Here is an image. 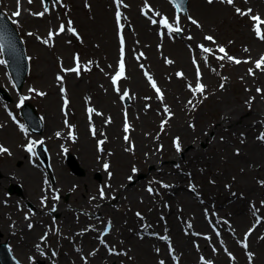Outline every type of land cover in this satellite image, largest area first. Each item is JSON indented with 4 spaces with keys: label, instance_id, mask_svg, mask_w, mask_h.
<instances>
[{
    "label": "rangeland",
    "instance_id": "rangeland-1",
    "mask_svg": "<svg viewBox=\"0 0 264 264\" xmlns=\"http://www.w3.org/2000/svg\"><path fill=\"white\" fill-rule=\"evenodd\" d=\"M32 1L35 2L33 5H28L25 2L24 6L22 1L19 8L22 11L21 15L17 20L14 17L16 22H18L16 27L19 34L27 39L26 49L30 56V69L22 89L17 90L13 86L6 68L0 64V85L6 87L12 97L9 103L0 98V145L8 148L10 152V154H0V177H2V170L7 164L14 167V170L9 172L8 175L10 178L15 177L13 183H9L6 187L0 186V216L3 217L4 225L8 226L10 236H12L10 239L0 236V241L10 242L13 248L12 251L18 258L19 264H42L41 260H45L47 264H58L62 262L64 257L68 259L69 264H91V258L97 257L98 245L95 244L94 240L95 238L97 240L98 235L103 234L106 225L109 224L115 243L110 241L112 248L106 246L105 250L113 253L114 257H103L100 260V264H158V258H163V256L157 255L159 249L163 250L164 254L167 253L168 256L171 253V250L166 249L164 240L160 242L161 248L156 243V241H160V238L156 241L151 240V242H148L153 258L151 262L144 261L140 258H144L147 255L135 245L134 240L126 239L123 234L124 232L127 236L134 238L139 236V233L135 231L137 225L128 224L122 215L119 220L114 215L117 212L123 213L127 209L130 212L133 210L141 211L142 197L140 199L136 198L135 204L127 206L122 204V201L123 203L126 202L129 194L124 192V190L128 186L134 187V181H142L148 170L155 166V164H148L144 169L145 175L144 172L137 170L131 177V171L128 172V168L129 166H136L137 163H132L135 165L129 164L126 172L125 170L122 172L120 180L122 178L123 180L118 183L121 194L116 193L115 188L117 186H113L112 180L119 162L114 156L115 149L112 147L113 145L109 144L110 136L107 133V128L111 120L114 119L111 110L117 109L116 103L120 102L121 95L118 94L117 90L126 89L127 91L128 88L131 89L132 94H130V97L134 98V104L129 106L126 103V107L121 106V103L118 104V114H120V109L127 111L133 124L138 119H143L145 121L144 124L132 127L137 128L136 131H139L143 137L151 138L152 146L156 148L157 152L159 147L173 144V139L170 138L171 135L161 138L165 133L164 130L170 126L169 115H171L172 109L175 108L173 102L177 104L176 106L186 116L184 122L185 124L189 123V128L194 129L199 125H204L207 134L210 135L208 128L216 126L217 123L213 116V113L218 110V108H214L215 103H218V106L223 105L222 103L226 97L224 103L250 99L252 96H259L261 101L264 98V66L261 69L255 67V62L264 57V39L257 38L255 36V28L250 25L253 22V15L259 14L260 17L264 18V0H233L232 4L227 3V0H212L211 3H209V0H198L202 6L209 9L208 15L198 13L194 7L195 0H189L188 10L181 15L186 18L188 26L193 28L194 33L191 41L185 44L181 40H183V37H190V32L184 33L181 30L180 33L170 34L172 37H167V39L159 36L157 27H149L152 33L148 32L149 29H146L148 26L147 20L142 17V11L146 9L149 12L148 15L153 17L157 16L160 18L163 16V11L160 12L158 10L160 8L152 6L153 0H125L129 4L128 6H131L125 14L127 16L129 13L127 16L129 21H121L118 26H123V33L125 40H127V54L125 59L123 58L126 63V69L123 78L119 80V83L116 82L115 84H113L111 77L114 75L115 67L120 62L121 57H118L116 50V29L113 19V6L110 0H60V5H51L45 15L38 18H34L30 11L32 13L41 12L40 0ZM134 1L135 7L132 10ZM163 2L167 5L165 0ZM255 2L260 3L255 5ZM16 5L17 2L15 0H0V8L9 16H13V10ZM237 8L241 9V13L247 14L238 13L236 11ZM249 9H251L250 13H248ZM170 11L172 13L171 6ZM98 12L102 13L104 18L101 17L100 20H97ZM131 12L135 18H138L137 20H134ZM156 12L160 13L156 14ZM193 20L196 23H193ZM69 21L72 22L71 27H76L80 31L83 36V42H78L70 35H63V33L49 38L48 34L50 31L54 33L61 24L68 25ZM181 23L184 28V22L181 21ZM142 29H145L150 35L144 36L141 32ZM31 32L33 35L28 34ZM207 36H212L213 40H207ZM45 40L48 43H44ZM198 42H200V45L208 46L212 49L211 53L216 55L211 58L204 56L199 59V67L200 69L202 67L204 76L207 79V81H204L206 90L195 97L194 102L191 103L189 102L191 97L187 98L188 93L183 86L184 81L188 80L193 83L195 80L193 76L194 67L192 70L190 63L192 56L190 57L187 45L190 44L195 47ZM176 43L182 46L184 61L189 66V75L191 76L186 74L182 63L183 56L176 47ZM219 47H224L227 55L242 62L237 64L227 58L218 59V57L224 55V53L219 52ZM73 50H78L83 60L90 67V70L81 77L76 76L75 72L65 71L71 65V53ZM135 54H138L140 58L138 63L135 62ZM205 58H207V62H205ZM250 62L253 66L251 75L246 73L249 72L246 66ZM142 70L149 73L156 85H159L161 90L159 99L164 106L166 105L167 111L160 108V102L159 104H154L152 99H148L150 98L148 93L150 91L147 87L152 92L153 89L149 86L146 78L142 76ZM58 76L63 77V79L59 80ZM137 77H140L143 87L137 85L138 89L134 90L132 84ZM180 77L184 79H180ZM88 81L90 82L89 87L87 85ZM175 82L183 88V95L176 92ZM258 88L262 91L257 92ZM40 93H44V95H40ZM75 95L79 96L77 97L78 103H76L78 100L74 98ZM23 96H29L28 102L35 106L41 116L43 129L40 133L29 132L26 130L22 118L18 117L19 123H16L5 113L4 105L10 107V112L14 111L16 113V102L24 99ZM65 99L68 101L67 106L60 108ZM188 103L196 105L190 106ZM90 106L92 107L91 109L94 108L95 110V115L94 117L92 116L93 119L91 121L85 118L86 114L89 113L88 109H90ZM110 106L114 108L110 109ZM65 108H67V112H70L69 115L61 114V110ZM261 108H264V106H261ZM260 113L262 115L261 111ZM71 114L74 116L80 114L85 123L78 125ZM63 117H69L65 124L61 120ZM56 118H58L57 121L55 120ZM36 119L38 120V118ZM118 121V138L122 139L128 134L121 131V119L119 118ZM21 125H23V128H21ZM93 127L95 128V135L91 132ZM134 128L132 129L134 130ZM82 131L92 134L91 144L95 152L91 157V161L96 164L97 171L101 172V180L103 182L96 183L100 178L98 172L96 170H86L83 165L85 159H81V145L78 142L80 136H82ZM255 131L256 133L258 132L259 136L264 134V122H259ZM52 134H55L54 137ZM233 135L232 133L230 136ZM88 136L90 135L88 134ZM222 137H226V135L223 134L221 136L219 133L218 138ZM99 141H104V143L99 145ZM40 142L49 153L48 169L43 162L42 167L40 166V159L33 152L36 143ZM29 144L32 145L31 153L27 150ZM156 144L158 145L155 146ZM97 145L101 146L103 151H100ZM205 145L204 140H200L198 146L206 148ZM194 146L196 145L192 143L189 146H184L183 151ZM262 147L264 151V145ZM126 148V144H123V149ZM240 148L241 144L237 140L227 150H221V156H218V160H215L212 164L193 161L195 166L190 167L187 165L188 168L186 170V173L191 174V176H187V179L184 178L180 183L181 187L187 186V189L197 196L193 199L197 204L202 201L203 194L207 203L200 205V209L209 208L210 203L216 206L214 205L215 201L211 200L216 190V196L217 193L222 192L228 195L229 198L226 200L225 205L236 201L232 198L233 195L246 194L247 199L243 203L242 211L227 209L237 228L231 226L229 230L222 231V239L230 249L234 248L230 245V241H232L240 249L239 256L243 257L242 245H240L241 243L237 245L233 237L234 234H241L244 231L253 229V213L256 212L261 217L260 224L254 228L251 237V233L248 235L247 240L250 237V241L245 239L248 246L246 251L253 254L252 258L255 260L253 264H264V248L260 249V246L264 243V203H262L264 202V193L254 195L255 192H253L249 194L242 187L246 182V176L242 175L245 172L242 171L243 167L239 165L238 158L234 154V150ZM160 153L158 152V154ZM131 154L136 155V152L132 150ZM166 155L169 158V153L159 155L161 162H163L162 159L164 157L166 158ZM228 155L235 157L236 160L230 159L231 157ZM204 158L208 159L210 157L204 156ZM29 159L37 162L31 164L28 161ZM173 162L171 159L166 158L164 165L167 171L173 168V171H170V176L172 174L175 175L177 172L174 171L173 164L175 162ZM181 162L182 159L179 160V164ZM105 163L109 165L108 169L104 168ZM23 167H28L31 171L32 169L37 170L34 181L31 179L32 177H28L29 182L25 184L16 177V174H23L20 171ZM15 170L18 172L16 173ZM62 174H68L72 178L62 184L63 179H60ZM88 174L89 178L84 180L83 183L81 181L78 182L77 178L84 179ZM262 174L264 176L263 172ZM262 174L251 171L248 178L258 186V179ZM147 178L153 180L152 177ZM104 180L108 183L105 184ZM32 183H35L36 188L29 189V191L27 189L29 198L25 197L26 199H24L22 195L25 196V187L31 186ZM138 186H140L138 188L149 195L161 191L158 189L155 191V189L151 188L152 191L150 192L149 185H146V188L143 187V184ZM101 189L104 190V195L100 197V201L97 204L91 199H94L97 191ZM81 190L83 193L80 194ZM33 198L35 201L31 200ZM166 204H168L167 201L164 202V206ZM259 205L261 206L258 207ZM54 206H56L55 213ZM34 207L39 210L33 212ZM98 210L100 214L95 213L96 219L89 215L90 211L97 212ZM10 211L17 212L19 214L18 217L25 215V218L22 219L23 222L19 223L16 218H12L9 214ZM239 214H241L239 218H242L243 214L247 216L246 220H240L241 225L236 223V215L238 217ZM99 215L100 217H98ZM26 216L28 219L32 216L39 218L40 221L35 222L34 219L29 221V225H32L30 229L35 237L29 240L32 245L21 249V245L26 239V235L22 231L27 222ZM35 225L38 226L37 229H34ZM164 228L165 226L160 229L164 230ZM82 236L85 238H82ZM80 238H82L83 244L80 242ZM145 238L139 237L136 239L141 241L140 244H144L145 242L142 241L148 239ZM198 239L196 237L189 238L190 246L193 247L192 243L199 244ZM243 240L240 239V241ZM40 243L41 247L37 248L36 246ZM16 246H19L18 249L22 252L20 255H18ZM168 247L173 248L171 245ZM110 249L113 251L110 252ZM230 249L223 251V253L232 254ZM176 252L178 253L179 251L176 250ZM194 262H197V260Z\"/></svg>",
    "mask_w": 264,
    "mask_h": 264
},
{
    "label": "bare ground",
    "instance_id": "bare-ground-1",
    "mask_svg": "<svg viewBox=\"0 0 264 264\" xmlns=\"http://www.w3.org/2000/svg\"><path fill=\"white\" fill-rule=\"evenodd\" d=\"M153 3H154V6H157L161 10H165L167 7L166 4L163 2V0H153ZM259 3L260 2H255L254 4L259 5ZM134 7H135V1H134V6L132 7V10L134 9ZM194 7L198 13H202L203 15L209 14V9L202 6V4H200L198 0L194 1ZM131 14L134 17V20L138 19V18H135L132 12ZM101 17L104 18V15L98 12L97 20H100ZM141 20H143V18H141ZM189 27L191 29V26ZM146 29H149L148 32L152 33V30L151 28H149V26H147ZM141 32L143 33L144 36L150 35L149 33L146 32L145 29H142ZM190 32L194 33V30H191ZM176 44H177L176 47L180 50L183 56L182 63L184 65V69L186 70V74L187 76H190L189 66L187 62L184 61V51L182 49V46L179 43H176ZM136 60L138 59L136 58ZM252 67L253 66L251 62L249 63L248 66H246L247 70L249 69L252 70ZM246 73H249V72H246ZM87 85L88 87L90 86L89 81ZM137 85H140L143 87L140 77H137L136 80L133 81L132 88L134 90H137L138 89ZM175 85L177 87L176 92L179 93L180 95H183L184 94L183 88L177 82H175ZM77 97L79 96L78 95L74 96L76 100H78ZM263 100L264 98L261 101V98L259 96H252L250 97V99L248 98L245 100L240 99L233 103L223 102L222 103L223 105H220V106H218V103H215L214 108H218L219 111L217 110L216 112L213 113L214 114L213 116L217 123H216V126L208 128L210 135L207 134V131L204 128V125L203 126L199 125L197 128L195 127L194 129L189 128V123L185 124L184 122V119L186 118V116L183 114L182 110L176 106L177 104L173 102V106L176 109L173 108L174 112L172 109L170 122H169L170 126L164 130L165 133L161 136L162 138V137L171 135L170 138L173 139V144H171V146L166 145V146H161V148L159 147L158 152H161L160 154H158L156 148L152 146L151 138L143 137L139 131H136L137 128L132 127V126L138 127L142 123L144 124L145 121L143 119H138L137 121L134 122L133 125H130L129 121H127L128 123L124 124V128L121 131L128 134L127 135L128 140H125V138H122V139L118 138V133H119L118 119L119 118L121 119L122 116L118 114V110H117L118 104L116 103L117 109L115 108L111 110L113 112L112 115L114 119L111 120V123L108 124V128H107V133L110 136L109 144L111 146L113 145L112 147L115 149L114 156H116V160L119 162V166L116 168V171L114 173L113 180H112L113 186L114 185L117 186V187L115 186L116 193L117 194L120 193L118 183H120V181L123 180V178L120 180V178L122 177V172L124 170L126 172L129 164L137 163L136 166H129L128 168V172L131 171L130 172L131 177H133V174H135L137 170H140V172H144V169L148 166V164H155V166L157 165L156 167L154 166V168L148 170L146 175L144 172V175H145L143 179L144 182H142L143 180L139 182L134 181V184H135L134 187L133 186L129 187L127 185L128 187H126V189L124 190V192H127L129 194L127 195L126 202L123 203L122 201V204H124L125 206L135 204V199L136 198L140 199L142 197V202L140 204L142 208L141 211L133 210L130 212L127 209L123 213L117 212V214L116 213L114 214L118 220L122 215V217H124L123 219H125L128 224L137 225L135 231L139 233V236H136L134 238L132 236H127L124 232L123 234L125 235L126 239L134 240L135 245H137L140 248V250L143 251L144 254L147 255L146 257L140 258V259L144 261L146 260L147 262H151L153 258V254L150 251L148 242H151V240L156 241L159 237L164 236V237H167V239H160V241H156L159 247H160V242H162L163 240H164V243L166 244L169 243V245L174 243V246L176 247L175 249L182 251V256L179 255L180 257L178 258V262H180L182 258V262L184 264H196V262L194 261L198 259V257L195 256L197 251L190 246L189 240H188L189 238H192L193 235L189 233V231L187 230L191 229L194 232L202 230L203 232L207 233L204 239H200V245H202L203 242H206V243H211L213 245H217L221 247L220 245L221 238L218 236H215L214 234L208 231L207 221L211 220L222 230H226V229H229L231 226L229 212L227 211V209H230V210L238 209L239 211H242V206L244 205L243 203L247 199L246 194L242 193L236 196L233 195L232 198H234V201L235 200L236 201L225 205L226 200L229 198L228 195L222 192V193H217V196H216L217 190L214 192L215 195L212 196L211 200L215 201V204L219 208L220 215L223 216L224 218H219L218 216L210 213L209 208L204 207L200 209V205H204L207 203L206 200L204 199V202L197 204L193 200L197 196H195V194H193L191 190H188L186 186L181 187V183H180L182 180H184V178L187 179V176L189 177L191 176V174L186 173V170L188 168L187 165H189L190 167L195 166V163L193 161H200L206 164L208 163L212 164L213 162H215V160H218V156H221L220 155L221 150H227L231 144H235L236 141L238 140L239 144H241V148L238 150H234V154L238 158L237 160H238L239 165L243 167L242 171L245 172L242 175L246 176V182L243 184L242 187L246 189L247 193L249 194H252L253 192H255L254 195H259L261 193H264V187L262 188V186H264V183H262L264 182V178H263L264 176L262 174V172L264 173V151L262 147V145H264V140L259 139V137L257 136L258 132L256 133L255 131V128L259 124V122L260 123L264 122V116H262L260 113V111L263 112V108H261V106H264ZM78 102L79 100L76 103ZM157 102L158 101H155V104H157ZM109 108L111 109L114 107L110 106ZM73 117L78 125H81V123H85L84 119L81 118L80 114L76 116L73 115ZM96 119L98 120V118ZM55 120L57 121L58 118H56ZM126 124L128 125L127 132H125ZM132 128H134V130ZM219 133L221 136L223 134L226 135V137L218 138ZM232 133L234 135L230 136ZM52 135L54 137L55 134H52ZM91 140H92L91 136H88V133L82 131V136H80V140H78V142H80V145H81V150H80L82 152L81 159L83 158L85 159V162H83V165L86 170L87 169H89V171L96 170V172H98L96 164L91 161V157L93 156V153L95 152V150L92 148ZM200 140L202 141L204 140V143L206 144L205 145L206 148H201L198 146ZM160 142H163V141H160ZM177 142L179 143V150H177V147H176ZM191 143L196 145L197 147L194 146L188 150L183 151V147L189 146L191 145ZM123 144H126V147H127L126 149H123ZM157 145L158 144H156L155 146ZM132 150L136 152V155L131 154ZM164 153H169L170 154L169 158L167 155H166V158L171 159L172 161L175 162V163L173 162L174 163L173 167L175 169L174 171H177L175 175L173 174L171 176L169 175L170 171H173V168H171L168 171H167V168L165 170L164 165L166 162V158L164 157L162 159L163 162H161L160 157H159V155H162ZM204 156H207L210 158L205 159ZM228 156L231 157L230 159L236 160L235 157L230 156V155ZM180 159H182V162H181L182 164L181 163L179 164ZM135 164H132V165H135ZM8 165L9 164H7L3 168L2 170L3 175L2 177H0V186H3V187H6L11 182L13 183L14 181L13 179H15L14 176L10 178V176L8 175L9 172H12V170H14L13 166L11 165L8 166ZM133 168H135L136 171H133ZM15 171L16 173L18 172L17 170ZM20 171L23 174H16V177L19 178L21 182L27 184L29 182L28 177H32L31 179L33 181L35 180L37 170L32 169L31 171L30 168L23 167L21 168ZM251 171H254V172L256 171V173L262 174L258 179L259 187L254 182H251V179L248 178ZM98 175H100V178L96 181V183L103 182L101 180L102 178L101 172H98ZM147 177H152L153 180L151 179L149 180V178ZM70 178L72 177L68 174L67 175L62 174L60 177V179H63L62 184L65 182H68ZM87 178H89V174L84 179L77 178V180L78 182L81 181L83 183L84 180H86ZM103 179H104V176H103ZM104 183L107 184L108 182L107 181L105 182L104 180ZM139 184H143L144 188H146V185H149L150 188L155 189V191H157L158 189V190H161L162 192L161 191L154 192L152 195H149L148 193L138 188L140 187L138 186ZM32 188H36L35 183H32L31 186H27V188L25 187V190H26V193L24 191L25 196L22 195L24 199L28 197L27 189L29 191V189H32ZM63 189H65V187H63ZM160 192H161V197H160ZM81 193H83L82 190L80 191V194ZM100 197H101V190H98L95 198L94 199L92 198L91 200H93V202L98 204V202L100 201L99 200ZM31 200L35 201L34 198ZM166 201L168 202V204L164 206V202ZM0 209H1V206H0ZM95 213L100 214L98 210L97 212L90 211L89 215L94 216ZM9 214L12 216V218L14 219L16 218L17 221H19V223L23 222L22 217H18L19 214H17V212L10 211ZM240 216L241 214H239L238 217L236 215V223L238 225H241V221L239 219ZM246 217H247L246 215L244 214L242 215V218L244 220H246ZM2 218L3 217L0 216V235L2 238L10 239L12 238V236H10L9 228L8 226L4 225L5 223ZM30 219H34L35 222L40 221V219L36 217H32ZM163 226H165V228L164 230H161L160 228ZM28 228H29V224H27L26 222L25 226L22 229V231L26 235V239H24L21 245L22 247L21 249H23L24 247H28L29 245H32V243L29 240H32L35 237L33 235V231H31V229H28ZM37 228L38 226L35 225L34 229H37ZM184 231L188 232L187 236L183 235ZM112 235H113V232L111 231V228H110L109 232L104 235L105 237L103 238V240L98 241L95 238L94 240L95 244L98 245L97 257L91 258V264H100V260L103 257H108V256L112 258L114 257L113 253H109L105 250V245H107L108 248H112V246L110 245L111 244L110 241L112 243H115V239L112 237ZM139 237H146L148 239L142 241V242H145L144 244H140L141 241H138L136 239ZM242 237H243V234H236L234 235L233 239L235 240V243L237 244V242L240 239H242ZM82 238H85V237L82 236ZM82 238H80V242L83 244L84 242L81 240ZM230 245L234 247L233 253L237 257V264H243L242 263L243 257L239 256L240 249L232 241H230ZM19 246L18 247L16 246L18 250V255L22 253L21 250L18 249ZM36 247L37 248L41 247V243ZM262 248H264V243L260 246V249ZM160 251L161 249H159V252ZM206 255L208 257H211L217 260L220 264L227 263V259L222 253H217V252L214 253L213 250H210V252H208L206 250ZM162 261L164 262V264H169L170 261L173 262V259L170 258L167 254H165ZM41 263L47 264L45 260H41ZM58 264H69V262H68V259L64 257L62 259V262Z\"/></svg>",
    "mask_w": 264,
    "mask_h": 264
},
{
    "label": "snow or ice",
    "instance_id": "snow-or-ice-1",
    "mask_svg": "<svg viewBox=\"0 0 264 264\" xmlns=\"http://www.w3.org/2000/svg\"><path fill=\"white\" fill-rule=\"evenodd\" d=\"M17 2H18V10H17L16 12L13 13V16H16V17H18V16L21 14V12H20V10H19V0H17ZM31 2H32V0H29V3H31ZM120 2H121V0H117V3H118V4H119ZM211 2H212V0H209V3H211ZM227 3L232 4V3H233V0H227ZM177 7H179V4L177 5ZM47 11H48V9L45 8L44 11H42V12H38V13H35V15H38V16H41V17H42V16L45 15V13H46ZM236 11H237L238 13H241V9H239V8H237ZM250 12H251V9L248 10V13H250ZM241 14H247V13H241ZM116 15H117V20H118V22H119V19H120L121 13L118 11V12L116 13ZM189 18H190V17H189ZM190 19H191V18H190ZM252 19H253V21H256V22H257V24H256V26H255V31L257 32V35L260 36L261 39H264V34L261 33V28H260V24H261V23H264V21H261V18H260L259 16H252ZM153 22L155 23V21H153ZM160 23L163 24V25H165V26H167V27H169V29H171V25H169V22H168V19H167V18H164L163 20H161ZM193 23H196V21L193 20ZM71 24H72V22L69 21V22H68V29H67V30H68V31H71V32H73V33H75V29L71 27ZM121 27H123V26L121 25ZM64 31H65V25H64V24H61V25L59 26V29H58V32H57V33H53V32L50 31L49 34H48V36H49V38H51L54 34H59V32H64ZM29 35H31V34H29ZM206 39L209 40V41H212V40H213V37H212V36H207ZM44 43H48V41L45 40ZM123 43H124V41H123V37H121V60H120V62H119V71H118V72L116 73V75L112 78V80H113V84H115V83H116V82H117V81H118V80L124 75L125 65H124V60H123V51H124V50H123ZM199 47L202 49V51H203L204 53H210V52L212 51V49H210V48H206V47H204L203 45H200ZM3 48H4V45H3L2 43H0V52L3 51ZM218 50H219L220 53H224V55L218 57V59L223 60V59L227 58L228 60H232V61H234V62L237 63V64H239V63L242 62V61H240V60H238V59H235V58L232 57V56L227 55L226 50H225L224 47H219ZM141 55H142V54H141ZM76 60H77L76 67H75V68H72V69H65V71H72V72L79 73V71H80V67H81L80 64H79V58L77 57ZM205 62H207V58H205ZM245 62H246V61H245ZM0 63H4V61H3V60H0ZM262 66H264V57H261L260 60H257V61L255 62V67H256L257 69H261ZM249 73L252 74V70H251V69H249ZM179 75H182V74H179ZM197 76L199 77V70L197 71ZM57 78H58L59 80H62V79H63V77H59V76H58ZM149 79L151 80V77H149ZM152 86H153L154 88H156V84H155L154 81L152 82ZM221 87H223V85H221ZM204 90H205V86H204L203 84H201V83H197L196 88H195V91H196V92L203 93ZM33 91H34V90H33ZM62 91H64V90L62 89ZM156 91L159 93V92H160L159 88H156ZM261 91H262L261 89H259V88L257 89V92H261ZM40 95H44V93H40ZM125 95H127V92H125ZM22 102H23V100L21 101V103H22ZM64 103H65V106H67V104H68L67 99H65ZM165 110L167 111V109H165ZM88 111H89V113L91 114V113H92L93 111H95V110L90 108V109H88ZM162 127H163V123H162ZM21 128H23V125H21ZM92 131H93V135H95V128H94V127L92 128ZM127 131H128V125L126 124V125H125V132H127ZM57 135H59V133H57ZM259 139L264 140V134H262V135L259 137ZM125 140H128V137H127V136H125ZM103 143H104V141H99V142H98L99 145H102ZM176 147H177V150H179V143H178V142L176 143ZM27 150H28L29 152L32 151V145H31V144H29V145L27 146ZM100 151H103L102 147L100 148ZM3 153H9V154H10L8 148L4 147L3 145H0V154H3ZM104 168H105V169H108V168H109V165H108L107 163H105V164H104ZM133 171H136V169L133 168ZM109 175H111V173H109ZM129 179H131V177H129ZM262 183H264V182H262ZM149 191L151 192L152 189L149 188ZM103 195H104V193H103V189H101V196L103 197ZM262 203H264V202H262ZM138 215H139V214H138ZM29 227H32V225H29ZM250 233H251V230H249V233L246 234V237H247V235H249ZM42 239H43V238H42ZM162 239H167V237H162ZM244 247L247 248V243L244 244ZM111 251H113V250L110 249V252H111ZM53 255H55V253H53ZM252 255H253V254H252L251 252L248 253L249 259H251ZM160 264H164V262L161 261ZM209 264H211V262H209Z\"/></svg>",
    "mask_w": 264,
    "mask_h": 264
},
{
    "label": "water",
    "instance_id": "water-1",
    "mask_svg": "<svg viewBox=\"0 0 264 264\" xmlns=\"http://www.w3.org/2000/svg\"><path fill=\"white\" fill-rule=\"evenodd\" d=\"M9 62L15 71V74L18 78L19 85H21L23 81L24 73H25V67L20 64V60L17 58H11L9 59Z\"/></svg>",
    "mask_w": 264,
    "mask_h": 264
}]
</instances>
